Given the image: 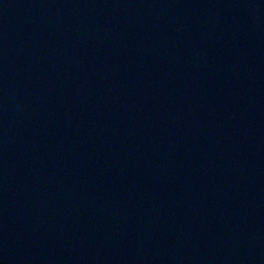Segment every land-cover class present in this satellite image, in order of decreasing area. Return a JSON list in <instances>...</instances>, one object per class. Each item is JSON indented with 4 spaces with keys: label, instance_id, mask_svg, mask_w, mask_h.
<instances>
[{
    "label": "water",
    "instance_id": "obj_1",
    "mask_svg": "<svg viewBox=\"0 0 264 264\" xmlns=\"http://www.w3.org/2000/svg\"><path fill=\"white\" fill-rule=\"evenodd\" d=\"M0 264H264V0H0Z\"/></svg>",
    "mask_w": 264,
    "mask_h": 264
}]
</instances>
